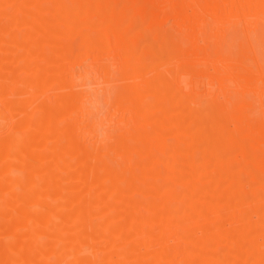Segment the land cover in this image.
<instances>
[{
    "label": "bare ground",
    "instance_id": "obj_1",
    "mask_svg": "<svg viewBox=\"0 0 264 264\" xmlns=\"http://www.w3.org/2000/svg\"><path fill=\"white\" fill-rule=\"evenodd\" d=\"M241 15L255 17L260 28L256 42L264 46V0H0V42H25L29 52L53 55V68H41L54 71L56 79L64 60L91 56L105 85L112 83L115 89L109 99L124 123L106 132L110 141L94 151L77 140L73 121L61 122L46 104L33 125L0 138V230L8 235L0 236V264H87L89 239L156 225L140 219L166 213L171 201L184 197L264 204V193L197 188L207 181H239L232 172L236 163L264 170V120L254 116L248 98L224 97L227 73L242 76L233 62L253 51L251 45H235L225 37L227 26ZM168 16L177 29L160 27ZM31 43L37 44L35 51ZM232 48L234 54L228 52ZM207 59L214 63L212 71L205 68ZM257 67L264 82V59ZM197 82L206 98L199 97ZM86 93L73 89L68 99L55 93L54 100L74 102ZM250 151L261 156H249ZM115 156L119 158L107 163ZM28 158L31 164H22ZM65 163L69 182L62 184L57 169ZM25 173L27 193L17 190ZM258 183L264 186V179ZM39 186L45 187L42 195L34 189ZM238 211L224 205L182 207L177 215L198 220L182 225L178 236L147 242L133 238L131 247L143 244L147 251L109 259L113 264H172L175 257L169 251L193 243L188 233L222 235L221 221ZM4 218L10 222L3 224ZM253 227L238 231H244L239 237H253ZM229 233L217 240L211 255L201 252L202 264H228L222 247H233L228 257L234 263L259 250L233 244L236 237Z\"/></svg>",
    "mask_w": 264,
    "mask_h": 264
},
{
    "label": "rangeland",
    "instance_id": "obj_2",
    "mask_svg": "<svg viewBox=\"0 0 264 264\" xmlns=\"http://www.w3.org/2000/svg\"><path fill=\"white\" fill-rule=\"evenodd\" d=\"M169 17L170 16H168V18L162 22L163 26L161 24L160 27H162L164 30L166 28L171 29V27L173 29H177L174 19ZM204 23H206L207 26L210 25V19L205 18ZM229 25L230 26H227L229 32L227 31L226 33V35L229 33V36L225 35V37H228L229 40H232L235 45H251L253 51L251 49V52L247 51L248 55L242 56L240 62H233L237 71L242 75L240 78L234 77L227 70L228 73H226L229 79L227 81L228 87L226 90H224V97H233L239 95V97L248 98L252 103V113L258 119L263 121L264 82L257 65L262 63L264 59V46H261V43L256 42L258 41V30L260 28H258L259 26L255 21V17L246 15L239 16L235 22H231ZM31 47H33V50L35 51L37 44L31 43ZM228 52L234 54L235 49L232 48ZM45 57L47 58L45 59ZM102 58L103 60H106V57L103 56ZM54 63L55 57L53 58V55H43L42 52H29L27 49V43L25 42H0V106L2 107V113L0 117V138H5L13 131L20 133L21 130H23L22 128L25 126V124L33 125L38 116H43L41 106H45L47 104L53 107L54 114L57 115V118L61 122L73 121L76 127L75 135L77 140L82 145L87 146L88 149H93L95 151L97 147L110 141L109 137L106 135V132H115L118 130L117 128L119 126L124 124L123 122L118 121L119 112H115V106H113L111 102L112 99H109V96L112 97V91L115 89L112 88V90L109 86L112 85V83H109V85L106 83L107 86L105 85L103 77L98 73L99 71H96L95 69L99 63L94 61L91 56H87L86 60L82 59L80 61L64 60L63 72H61V74H57V79L55 77L56 74L54 71L49 70L44 72L41 68L43 65H46L48 69L49 67L52 69ZM170 64L174 65L175 60L171 59ZM37 65L39 66V69ZM213 67L214 63L207 59L205 61L206 70L212 71ZM203 79L205 81L207 80L206 77ZM114 84L117 85L118 83H113V85ZM198 86L200 87L198 88ZM196 87L198 88L196 91H198L197 93L200 95L199 97H205V91L201 90L204 86L197 82ZM73 89H83L87 93L84 95L82 94L83 96L81 95L82 97H80L79 100L76 99L74 102L67 100L63 104H56L54 100L55 93L65 95L68 99V97H70V91ZM201 94L204 96L201 97ZM252 108H250V110ZM69 110H72L71 113H68ZM250 110L248 112H251ZM29 113H31V115H29ZM124 113V117L129 115V112ZM126 119H124V121H126ZM41 146L42 145L39 146L41 149L38 147L39 151L43 149V146ZM241 156L242 155H238L237 157ZM249 156L258 158L261 155L259 152L250 151ZM117 158L119 157H112L107 161V163H111ZM29 159L30 158L25 159L26 161L24 160L25 162L22 164H31L32 161ZM93 161L94 159L92 158L89 164H92ZM18 164H20L19 161ZM66 166L67 163H65V167L63 165L57 169L59 175H61V177L59 176V180L62 184L69 182V178L66 175ZM232 172L240 176L239 181L229 185L222 182L214 183L210 181H204L205 184L202 183L203 185H201V188H197L205 189L207 191L218 189L223 192L264 193V186L258 183V181L264 179L263 169L257 168L254 164L236 163ZM28 176L29 175L26 173L19 176L17 180V190L19 192H28V190L24 188L29 179ZM35 176V180L39 179V176ZM251 177H254L256 182L249 183L247 180ZM43 188H40L39 186L35 187L34 189L36 191L38 189L39 192L37 193L42 195L44 191ZM249 198H251V194H249L247 199ZM169 204L171 205V209L166 213L155 214L154 217L150 219H140L141 222L151 220L155 221L157 223L156 225L151 227L141 226L139 231L135 233L124 232L120 235L107 234L105 239H99L100 241H92L89 239L87 241V245L85 246V249L87 250V264H113L111 263L109 257H114L117 254L122 253L127 255L128 258H131L133 255L144 253L147 251V247L145 245L142 244L138 248L130 246L133 238L142 239L143 242H147L151 238H175L180 234V228L182 225L193 223L198 220L193 216L177 215V212L180 208L185 206L209 208L218 205H224L228 206L229 208L239 210L238 212H240V214H237V216L235 215L236 217H225V219L221 221V225L223 223L222 235L221 233H188L187 237H190L193 240V243L189 246H186L181 251L170 250L169 253L175 257V261L172 264H202L203 261L201 260V252L211 255V253L214 251V246L217 240L220 241L223 240V238H226L228 235L227 232L229 233V229L233 230V232H236V234L231 233L230 230L229 233L236 237L233 244L240 243L243 246L250 247L251 249H253L255 246H258L259 250L256 253L246 257L243 261L239 260L234 263L229 259L230 257H228L232 252L231 250L233 247H222L220 249L221 253H226L224 256L225 261L228 264H264V204L256 203L250 199L247 201H232L229 203L224 201H210L205 199L204 196L196 199L184 197L182 200L171 201ZM89 218L92 219L93 222L96 220L95 217ZM1 220L3 224H6V222L9 221V219L6 220V218ZM251 226H254L252 228L254 233L253 237L252 235L247 237L242 236V238L241 236L239 237V235L244 233V231L241 233L238 231L246 229L248 231ZM0 236H8L5 232V229L0 230ZM220 236L223 238L220 239ZM114 237H120L121 240L117 243L111 242L110 240ZM94 243L96 247L91 246ZM103 243L106 244L105 248L101 249L97 247Z\"/></svg>",
    "mask_w": 264,
    "mask_h": 264
}]
</instances>
